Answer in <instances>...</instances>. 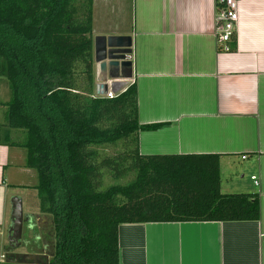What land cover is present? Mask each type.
Returning a JSON list of instances; mask_svg holds the SVG:
<instances>
[{"label":"trees","instance_id":"trees-1","mask_svg":"<svg viewBox=\"0 0 264 264\" xmlns=\"http://www.w3.org/2000/svg\"><path fill=\"white\" fill-rule=\"evenodd\" d=\"M0 77L3 143L51 219L48 264H120L123 225L260 220L258 194L221 193L218 155H140L139 133L164 125L139 124L135 82L96 95L92 0H0Z\"/></svg>","mask_w":264,"mask_h":264},{"label":"crops","instance_id":"crops-1","mask_svg":"<svg viewBox=\"0 0 264 264\" xmlns=\"http://www.w3.org/2000/svg\"><path fill=\"white\" fill-rule=\"evenodd\" d=\"M219 7L220 0H92L93 39L132 38V77L108 82V92L135 82L139 124L164 125L139 133L140 155H218L221 193L260 198L258 222L123 225L120 264H264V0L239 1L229 53L218 52ZM9 99L0 77V257L11 242L21 245L20 257L49 259L42 233L51 219L38 211L36 175L25 152L2 140ZM16 204L32 219L27 247L8 241Z\"/></svg>","mask_w":264,"mask_h":264},{"label":"water","instance_id":"water-1","mask_svg":"<svg viewBox=\"0 0 264 264\" xmlns=\"http://www.w3.org/2000/svg\"><path fill=\"white\" fill-rule=\"evenodd\" d=\"M131 37H104L93 39V62L96 65V95L103 96L108 92V82L118 79H130L132 77ZM11 226L8 230V241L22 240L33 237V225L31 217L23 218L22 209L16 204L11 215ZM25 225V228L24 226ZM13 238V239H11ZM31 242V239H30ZM30 242L23 239L22 246H29ZM20 244H9V250L4 255L1 264H48L46 256L26 255L20 257L14 251L20 248ZM11 250V251H10Z\"/></svg>","mask_w":264,"mask_h":264},{"label":"built area","instance_id":"built-area-1","mask_svg":"<svg viewBox=\"0 0 264 264\" xmlns=\"http://www.w3.org/2000/svg\"><path fill=\"white\" fill-rule=\"evenodd\" d=\"M240 0H220V7L217 11L216 24V42L219 53H229V43L236 35L238 25V7ZM108 98H113L114 94L107 92L103 95ZM245 159V157H243ZM255 186H259L257 177H251ZM4 260V255L0 257V262Z\"/></svg>","mask_w":264,"mask_h":264},{"label":"rangeland","instance_id":"rangeland-1","mask_svg":"<svg viewBox=\"0 0 264 264\" xmlns=\"http://www.w3.org/2000/svg\"><path fill=\"white\" fill-rule=\"evenodd\" d=\"M95 93H96V91H95ZM112 152L111 151H109L108 152V154H111ZM30 171H32L35 175H36V173L33 171V170H30ZM235 179H237L236 178V174H235ZM225 187L223 186V189H224ZM51 221V220H50ZM47 233L49 234V240H48V242H49V247H48V250H49V252L51 251V248H52V241H51V239H52V230L51 231H45L44 233H42V234H44V235H46L47 236ZM50 241H51V243H50Z\"/></svg>","mask_w":264,"mask_h":264}]
</instances>
